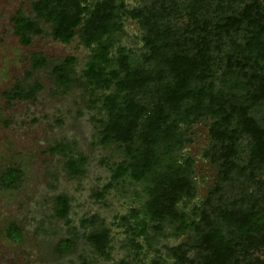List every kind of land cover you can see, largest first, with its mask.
<instances>
[{
  "label": "trees",
  "instance_id": "1",
  "mask_svg": "<svg viewBox=\"0 0 264 264\" xmlns=\"http://www.w3.org/2000/svg\"><path fill=\"white\" fill-rule=\"evenodd\" d=\"M237 2L244 3V7L239 9ZM124 9L122 0L119 4L115 0L93 3L88 0H31L34 17L19 11L12 17V23L23 45L41 35L64 44L79 36L89 50L80 78L74 56L52 64L50 75L53 84L64 90L78 85L92 95L102 91L91 101L100 102V111L105 113L100 141L122 159L111 170L106 187L111 188L128 177L143 182L144 192L149 196L141 208L131 209L128 215L120 217L129 226L133 238L148 239L150 231L159 234L165 222H172L176 223L177 233L191 229L199 234L195 243L190 240L189 246L181 244L171 250L176 259L174 264H238L240 253L248 256L264 246V220L260 216L264 215V183L258 180L259 172L264 171V127L249 115V107L232 101L234 96L215 94L214 82L208 78L211 77L213 45L222 43L224 36L246 24L249 36L245 48L255 53L257 60L253 55H228L227 69L230 73L244 70L242 88L246 91V102L251 106L264 105V65L260 64H264V7L257 0L250 3L245 0H191L183 28L172 26L182 14L176 0L154 1L148 15L140 10L131 12L134 17H143L146 29L143 59L150 65L147 68L134 67L131 51L117 45L122 16L127 13ZM252 61L256 62L248 73L245 69ZM31 62L33 70L48 65L43 54H33ZM112 85L114 90L106 93ZM41 89L42 85L35 82L28 88L16 86L3 95L8 100H23L32 98ZM169 90L181 95L176 98V104L188 101L182 111L176 112L182 123L190 126L205 116L216 119L209 127L213 144L205 155L218 166L217 182L203 206L194 208L192 218L176 208L180 199L192 192L188 164L169 160V155L182 147L185 133L163 145H150V110L134 98L141 93L156 105H163ZM230 103L233 106L228 111L226 106ZM234 114L237 116L235 125L229 129ZM140 129L143 130L141 134ZM138 134L140 145H137ZM241 134L249 135L252 142L250 159L244 166L234 160L236 142ZM86 160L83 155L71 157L68 167L73 173H84ZM21 178L22 171L18 167L7 166L0 170V188L12 189ZM252 186L256 187L253 191ZM69 201L66 195L55 197V212L59 218L67 219ZM195 210H199V214ZM93 222L83 219L81 225L86 227ZM222 223L228 226L227 232ZM247 227L255 228V234L228 237L235 228ZM5 231L10 241H21L22 229L17 223L9 222ZM83 237L95 252L108 257V231L93 230L81 235L75 227L69 228L67 235L57 241L53 253L61 257L73 254ZM190 248L198 249L197 259L187 256ZM250 264H264V261L258 259Z\"/></svg>",
  "mask_w": 264,
  "mask_h": 264
},
{
  "label": "rangeland",
  "instance_id": "2",
  "mask_svg": "<svg viewBox=\"0 0 264 264\" xmlns=\"http://www.w3.org/2000/svg\"><path fill=\"white\" fill-rule=\"evenodd\" d=\"M95 1L88 0V3ZM120 1L115 0L116 4ZM122 1L127 13L122 16L117 45L131 51L134 67H150L143 59L146 52L143 45L146 35L143 17H134L130 13L140 10L148 15L156 0ZM176 1L182 14L172 26L183 28L187 23L191 0ZM251 1L245 0L247 3ZM257 1L264 7V0ZM237 7L242 9L244 3L237 2ZM19 11L34 17L31 0H0V170L15 166L22 171L21 181L16 187L0 188V264H174L176 259L171 250L181 244L189 246L190 240L195 243L199 234L191 229L177 233L176 223L165 222L161 233L150 231L148 239L133 238L129 226L120 217L128 215L131 209L141 208L149 196L144 192L143 182H135L128 177L111 188L106 187L111 170L122 159L100 141L105 113L100 111V102L91 101L102 91L92 95L85 87L78 85L64 90L52 82V64L68 56L77 59L76 73L80 78L89 50L81 43L79 36L71 43L64 44L41 35L33 37L28 45H23L12 23V17ZM248 28L245 24L240 30L224 36L222 43L213 45L211 77L208 80L214 82L215 94L234 96L232 101L249 107V115L264 127V105L251 106L245 100L246 91L242 88L244 70L230 73L227 69L228 55H253L257 60L255 53L245 48ZM33 54H43L48 59V65L33 70ZM255 62H250L245 71L250 73ZM35 82H39L42 89L32 98L8 100L3 95L16 86L28 88ZM113 90L114 85L105 92ZM177 97L181 95L169 90L165 104L156 105L141 93L134 96L139 104L150 110V145H163L185 133L182 147L174 150L169 160L188 164L192 192L189 196H183L176 208L192 218L194 208L203 206L217 182L218 166L205 155L213 144L209 127L216 119L205 116L190 126L182 123L176 112L182 111L188 101L176 104ZM232 106L231 103L226 106L228 111ZM236 118L234 114L229 129L234 127ZM142 131L140 129L139 134ZM139 134L137 145L142 143ZM251 148L250 136L241 134L236 142L235 162L240 166L246 165ZM81 155L87 159L83 166L84 173H73L68 167L69 159ZM188 159L190 161L186 163ZM258 180L264 183V171L259 172ZM255 189L252 186L251 191ZM58 195H66L70 199L67 219L56 215L55 197ZM196 212L199 214L200 211ZM260 216L264 220V215ZM83 219L94 222L83 227ZM9 222L17 223L22 229V239L18 243L6 236L5 228ZM71 227L77 228L81 235L93 230L108 231V257L95 252L84 237L78 241L73 254L61 257L53 253V246L67 235ZM223 228L227 232L226 224H223ZM255 232V228H235L232 235H227L233 238ZM198 253L197 248H190L187 256L197 259ZM238 259V264H250L258 259L264 261V246L248 256L240 253Z\"/></svg>",
  "mask_w": 264,
  "mask_h": 264
}]
</instances>
